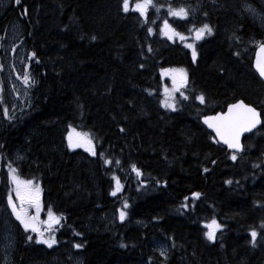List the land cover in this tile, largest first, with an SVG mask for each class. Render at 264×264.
<instances>
[{
	"label": "trees",
	"instance_id": "16d2710c",
	"mask_svg": "<svg viewBox=\"0 0 264 264\" xmlns=\"http://www.w3.org/2000/svg\"><path fill=\"white\" fill-rule=\"evenodd\" d=\"M134 2L125 12L123 0H0V34L18 27L31 75L17 111L0 84V264H264V97L251 44L264 42V0H152L144 16ZM180 6L187 17L168 14ZM164 21L188 37L210 26L195 59L160 33ZM171 68L185 82L168 107ZM238 99L262 122L233 160L200 118ZM70 128L95 155L69 147ZM11 168L59 217L51 247L2 212ZM212 219L221 227L209 240Z\"/></svg>",
	"mask_w": 264,
	"mask_h": 264
},
{
	"label": "snow or ice",
	"instance_id": "6c2138e0",
	"mask_svg": "<svg viewBox=\"0 0 264 264\" xmlns=\"http://www.w3.org/2000/svg\"><path fill=\"white\" fill-rule=\"evenodd\" d=\"M149 6H154L152 4V0H137L136 4L132 6L133 11H138L141 16H144L147 12ZM123 10L128 12L130 10L129 0H123ZM249 10L254 11L250 8ZM169 15L177 16L180 18H184L188 16V12L185 8L179 9H172L169 8ZM164 28L167 30L165 34L171 32L174 35H179V33H175V30L168 25L167 21L164 23ZM149 32L152 31L151 28L148 29ZM212 29L209 25L204 24L200 28L196 29V38L199 39L202 35L207 32L211 34ZM171 38V36H169ZM94 39V37H93ZM183 39V37H181ZM189 48L193 46L191 44L187 45ZM261 49L264 50V44H261ZM35 54L33 53V56ZM193 59L196 57V51L193 48L192 51ZM259 73L261 76H264V62L258 60L256 65ZM30 77L25 74L24 82L28 83ZM175 83V81H174ZM167 91V89H166ZM183 95V94H182ZM196 99L200 100L201 102L204 101L203 96H197ZM168 107H173L171 104H166ZM204 121L210 128H214L216 131L217 136H219L220 140L223 141L224 144L227 145L229 149L233 150V154L231 159L235 160L237 158L236 153L241 151L244 145L241 143V135L242 133H251L253 130L259 132L257 129L258 125H261V113H258L256 108L252 107L251 105L245 104L243 101H237L235 104H229L227 112L224 113H217L215 116L212 117H204ZM264 127V125H261ZM69 147H76V146H83L88 145V150L95 155V151L92 147V141L87 138L86 134H76V139H73L72 134H69ZM108 163V161H105ZM133 170L139 173V170L135 168L133 165ZM207 171V169H205ZM16 169L11 168L9 175L12 179L13 183L15 184V191H16V198L20 200L21 204L20 207L17 208L16 204L13 202L11 195L8 197V204L12 208L13 215H15L16 219L20 222V224L24 227L25 231L31 229L33 232L37 233V241H42L44 244H47L51 247L53 244L56 243L54 237H49L48 239H43L42 234L40 233L39 229L36 226V216H29L24 204L27 202L30 206L36 209V212L39 213L40 211V188L39 185L33 187V182L31 180H21L16 174ZM231 181H226V183H230ZM120 185L119 181H116V188L111 193L115 195L117 191H119ZM199 193H192L193 197H198ZM187 199V198H185ZM127 205L125 204V208ZM125 212L120 211V219L123 220L125 218ZM49 216V224L51 223H58V218L54 215V213L49 209L48 211ZM207 227L209 231L205 233L209 240H213L215 238V229L221 227L215 219H212ZM264 227V225H262ZM252 241L254 242L257 237V232L255 230L251 231ZM31 239V237H29ZM123 246V245H122ZM75 247L79 248L81 245L77 244ZM161 255H164V252H161Z\"/></svg>",
	"mask_w": 264,
	"mask_h": 264
},
{
	"label": "rangeland",
	"instance_id": "374dc122",
	"mask_svg": "<svg viewBox=\"0 0 264 264\" xmlns=\"http://www.w3.org/2000/svg\"><path fill=\"white\" fill-rule=\"evenodd\" d=\"M4 1H7V0H4ZM135 4L136 2L132 3L131 7ZM179 8H185L186 11L189 13L190 8L188 9L187 7H183V6H180L178 8H172V9H179ZM252 14H255V13L252 12ZM164 23L165 21L162 23V25H160L161 27H159L160 33L171 41L180 40L185 45L191 44L193 46V40L195 41L199 40L201 39V37L207 34V32H205L204 35H202L199 39H197L196 30H195L194 33L191 35V37H188V35H184L178 32L176 29H174L168 21H167L168 25H170L171 28L175 30V33H179V35H174L171 32H169L168 34H165L167 30L164 28ZM2 36L4 39V44H3V51H2L3 53L0 54V84H1V78H4L8 110L11 109L13 111H17V110L22 109L26 105H28L29 100H30L29 88L27 86L28 83L24 82L25 74H27L31 79L30 73L26 72L25 70L26 61H27V52L24 47V43H22L21 41V32L17 26H10V27L3 28L2 33L0 34V37ZM169 36H171V38H169ZM181 37H183V39H181ZM260 43L255 42V41L251 42V44H254L255 47L259 45ZM190 49L191 51H193V47ZM182 73H183V70L179 68H171V69H166L163 71L162 76L167 79L166 83L164 84V88H163V97H164L163 102L165 104L172 105V100H173L172 98L174 97L175 93L178 92V90L184 85L185 78L184 76H182ZM178 74H181V75L179 76ZM3 91L4 89L0 85V96L2 95ZM70 133L72 134L74 140L76 139V134H86L87 138L90 139L87 133L82 132L78 129L70 128L66 134L68 145H69L68 137ZM92 147H93V142H92ZM71 148H83L87 152L92 153L91 151L88 150V145L86 144L83 146H76V147H71ZM9 172H10V169H8V171L6 172L7 173L6 178L9 184H8L7 194H6L5 203H4L5 206L2 212H5V215H7L8 213L15 220H17L15 215H13L12 208L8 204V197L9 195H11L13 202L16 204L17 208L20 207L21 202L20 200L16 198L15 184L10 178ZM21 180H25V179H21ZM32 182H33V187H35L36 185H39L34 181ZM40 205L41 207H40L39 213H37L36 209L30 206L27 202L24 204V207L29 216H36L37 228L42 234L43 239H48L50 236L54 237L52 232H53L54 227L58 223L49 224L48 222L49 221L48 212L44 211L42 207L41 188H40ZM55 216L59 220V217L57 215ZM4 223H6V220L4 221ZM207 225L208 224H206V226ZM28 231L33 232L31 229H28ZM208 231H209V228H208ZM33 233L37 237V233L36 232H33Z\"/></svg>",
	"mask_w": 264,
	"mask_h": 264
},
{
	"label": "water",
	"instance_id": "95a60500",
	"mask_svg": "<svg viewBox=\"0 0 264 264\" xmlns=\"http://www.w3.org/2000/svg\"><path fill=\"white\" fill-rule=\"evenodd\" d=\"M261 44H264V42L260 43L259 45H257L254 49V52H253V57H252V68L254 70V72L257 74V76L260 78V80L262 81L263 83V97H264V76H261L256 65H257V61L260 60L262 62H264V50L261 49ZM237 101H243L241 99H238L234 102H231V103H228L225 108L221 111H217L215 113H211V114H206V115H203L201 118H200V122L206 127V129L213 135L214 139L216 140V142L218 144H220L221 146H223L228 152H232L233 153V150L232 149H229L227 147L226 144L223 143L222 140H220L219 136H217L216 134V131L214 128H210L208 126V124L205 123L204 121V117H212V116H215L217 113H224V112H227L228 110V105L229 104H235ZM244 102V101H243ZM245 104L247 105H251V104H248L246 102H244ZM252 107H254L253 105H251ZM264 106V104H263ZM256 108V107H254ZM257 112L260 113V110L258 108H256ZM261 122H262V119H261ZM260 127V125L257 126V129ZM254 131V130H253ZM249 133H242L241 135V143L243 142V138ZM243 149V148H242ZM242 151V150H241ZM241 151L237 152V153H240Z\"/></svg>",
	"mask_w": 264,
	"mask_h": 264
}]
</instances>
